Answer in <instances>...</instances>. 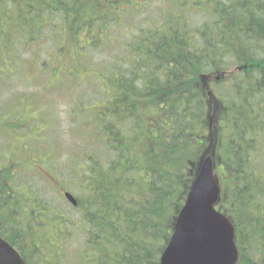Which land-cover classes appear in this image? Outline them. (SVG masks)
<instances>
[{
  "label": "trees",
  "instance_id": "obj_1",
  "mask_svg": "<svg viewBox=\"0 0 264 264\" xmlns=\"http://www.w3.org/2000/svg\"><path fill=\"white\" fill-rule=\"evenodd\" d=\"M157 1L0 0V92L19 67L46 87L0 109L1 134L26 135L33 151L14 204L13 143L0 146V222L26 219L15 247L27 264H159L204 155L237 264H264V0ZM43 89L67 90L79 146L49 138ZM48 176L76 207L46 198L62 197Z\"/></svg>",
  "mask_w": 264,
  "mask_h": 264
},
{
  "label": "water",
  "instance_id": "obj_2",
  "mask_svg": "<svg viewBox=\"0 0 264 264\" xmlns=\"http://www.w3.org/2000/svg\"><path fill=\"white\" fill-rule=\"evenodd\" d=\"M221 189L211 157L204 158L179 213L173 235L159 264H237L239 252L235 228L216 210ZM74 205L76 200L69 194ZM0 264H27L20 254L0 239Z\"/></svg>",
  "mask_w": 264,
  "mask_h": 264
},
{
  "label": "rangeland",
  "instance_id": "obj_3",
  "mask_svg": "<svg viewBox=\"0 0 264 264\" xmlns=\"http://www.w3.org/2000/svg\"><path fill=\"white\" fill-rule=\"evenodd\" d=\"M161 2H158L157 0H154V2H151V7H160ZM141 18V17H140ZM72 46V44H70ZM10 49V47L8 48ZM53 50H48V53H53ZM80 51L78 52V56H76V59L78 57V60L80 58ZM26 56L29 57V55H26V52L24 53V59H26ZM16 62L14 57L10 55L9 57L5 58L2 62L1 70L3 72H10L12 71L13 64ZM22 65V63H20ZM23 68H26V63L25 66H22ZM21 67L17 68L16 70L13 71V77L10 80L11 86L9 89H5L2 92H0V109L3 111L2 106L4 107L5 105H9L11 101L16 99L19 93L25 94L28 92L30 88H33V90H38V89H46L44 80L41 78L39 80V83L36 85H26V81H22L20 78L19 72L21 71ZM60 71L58 70L57 72L51 73V77L54 79H58ZM33 74V72L31 73ZM67 87V85H65ZM43 89V90H44ZM44 95L41 97L44 98L42 104L45 107H48V113L47 117L49 120V133L48 136L49 138L54 141V138L57 134L58 137H60V141L56 139V145L60 146L61 148L64 146H69L71 143L75 144L77 143L79 146V139L75 138L72 134V129L74 127V124L71 123V105H70V96H67V90H60L57 92H50L47 93L44 90ZM83 105L79 104V107H82ZM78 107V104H77ZM7 124V123H3ZM57 127V128H56ZM7 136L5 134H1L0 131V146H2L6 142ZM66 157H63L60 159V164H63V160ZM46 198L49 200H56L61 204H64L66 210H70V205L66 204L65 201L63 200L62 197H58L55 192H53L51 189L48 190V192L45 194ZM64 201V202H63ZM44 212V211H43ZM46 214H48V210L46 211ZM57 216V214H55ZM43 216L42 218H44ZM57 221V219H55ZM59 223V222H58Z\"/></svg>",
  "mask_w": 264,
  "mask_h": 264
},
{
  "label": "flooded vegetation",
  "instance_id": "obj_4",
  "mask_svg": "<svg viewBox=\"0 0 264 264\" xmlns=\"http://www.w3.org/2000/svg\"><path fill=\"white\" fill-rule=\"evenodd\" d=\"M8 141H12L13 145L9 147V152L7 150L5 151L11 155L12 159L10 161V164L14 169H12L10 174L11 181L9 180L10 182H7L6 186L9 187L10 198L12 202L14 204H20L23 202L22 194L20 192L26 190V154L33 153V151L32 148L28 146L29 139L26 137V135H23V137L13 135L12 138L9 137L6 139V142ZM32 158H35V155H33ZM36 169L40 175L47 173V171L43 168L40 162H36ZM59 177L61 176L59 175ZM48 179L50 185L53 187L54 190H59L62 194L65 192V189L61 187V183L58 180L57 176H48ZM2 181L3 178L0 177V185L2 184ZM0 214H4V210L2 208H0ZM22 225H24L23 232L25 228L23 238L20 235H23L22 230H20V227ZM0 238L4 239L14 247L16 245V242H26V219H23L22 222H18L16 220H12L9 223L0 222ZM27 239H29V237Z\"/></svg>",
  "mask_w": 264,
  "mask_h": 264
}]
</instances>
